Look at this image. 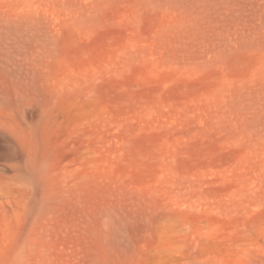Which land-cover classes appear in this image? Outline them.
<instances>
[{"label":"rangeland","instance_id":"obj_1","mask_svg":"<svg viewBox=\"0 0 264 264\" xmlns=\"http://www.w3.org/2000/svg\"><path fill=\"white\" fill-rule=\"evenodd\" d=\"M0 264H264V0H0Z\"/></svg>","mask_w":264,"mask_h":264}]
</instances>
